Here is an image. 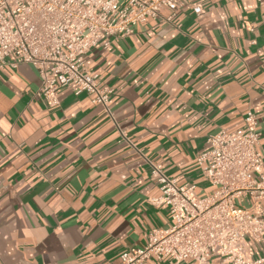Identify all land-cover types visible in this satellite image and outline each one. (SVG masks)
Returning <instances> with one entry per match:
<instances>
[{"label":"crops","instance_id":"0c3cea01","mask_svg":"<svg viewBox=\"0 0 264 264\" xmlns=\"http://www.w3.org/2000/svg\"><path fill=\"white\" fill-rule=\"evenodd\" d=\"M87 64L114 90L111 113L71 88L48 106L32 65L0 69V264H120L173 223L168 206L152 203L161 191L148 160L209 195L197 157L210 135L242 129L249 111L264 158L257 0H182L93 48ZM248 241L264 264V241Z\"/></svg>","mask_w":264,"mask_h":264},{"label":"built area","instance_id":"2783aa9c","mask_svg":"<svg viewBox=\"0 0 264 264\" xmlns=\"http://www.w3.org/2000/svg\"><path fill=\"white\" fill-rule=\"evenodd\" d=\"M182 0H0V69L32 65L40 79L38 96L58 104L61 89L88 93L111 113L114 90L101 85L87 64L90 51L108 49L111 39L130 36L150 19H159ZM264 5V0H257ZM13 60H10V58ZM256 114L249 111L236 132L207 138L197 157L204 180L214 190L201 196L195 183L168 176L162 163L148 160L150 178L161 195L155 205L170 209L172 225L152 229L147 244L121 255L120 264H261L251 258L248 239L264 241V158Z\"/></svg>","mask_w":264,"mask_h":264}]
</instances>
